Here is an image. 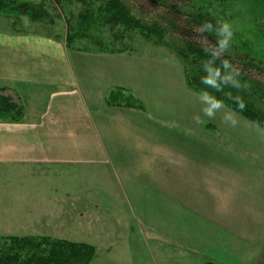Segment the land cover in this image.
<instances>
[{"label":"crops","instance_id":"obj_1","mask_svg":"<svg viewBox=\"0 0 264 264\" xmlns=\"http://www.w3.org/2000/svg\"><path fill=\"white\" fill-rule=\"evenodd\" d=\"M37 1L47 9L38 16L31 8L0 13V87L23 108L19 121L0 119V166L12 164L16 178L0 186L29 188L15 198L1 193L0 207L23 203L28 212L38 202L32 188L43 183L33 178L45 166H172L188 177L182 185L197 221L190 246L218 264H264V131L223 106L209 116L210 101L188 89L177 57L159 46L69 47L61 12ZM117 87L142 107L107 106ZM68 198H46L56 209L47 220L67 219Z\"/></svg>","mask_w":264,"mask_h":264},{"label":"rangeland","instance_id":"obj_2","mask_svg":"<svg viewBox=\"0 0 264 264\" xmlns=\"http://www.w3.org/2000/svg\"><path fill=\"white\" fill-rule=\"evenodd\" d=\"M32 1L30 10L34 16L47 10L38 1ZM192 2L202 9L201 13L211 21L215 31L223 38L224 34L218 21H228L232 24L234 35L229 43L264 59V0H192ZM133 4L137 8L146 7L151 11L150 16L157 11V7L148 3V0H133ZM78 8L79 5L69 6L65 12L66 14L74 12ZM89 10L92 14L94 12V15L89 17L88 22L93 21V18L100 20L104 13H101L96 4L89 5ZM89 27L88 31L99 34L100 41L106 43L109 48L119 47L123 39L126 43L131 41L136 49L143 45L155 46L150 40L138 34L113 41L106 28L98 25ZM127 34L129 33L126 32V36ZM83 41L79 40L75 45L83 50H90L92 45L85 43L82 45ZM159 48L163 53L174 54L180 62L179 65H182L176 53L164 46ZM257 77L264 81V75ZM2 93L7 95L5 89ZM11 98L21 104L12 96ZM223 107L229 114L240 115ZM4 122L13 121L6 119ZM255 125L264 131L262 127ZM219 159H216L217 163L220 162ZM11 166L12 164L0 166V180L8 183L15 181V173L11 171ZM59 167L45 166L43 171L36 172L33 180H43L44 184L34 185L32 188L37 192L35 200L38 201L26 203L30 205L32 212H29L30 207L27 212L23 203L6 202L3 209L0 207V223L4 226L13 221L9 224L10 228L1 230L4 232L0 233V236H27L23 234L39 233L85 242L92 245L95 251L88 264H204L209 261V258L203 255L205 253L196 251L193 244L190 246L188 241L189 233L197 222L188 214V187L182 185L188 177L178 176V172L174 171L172 166H104L93 163L89 166L83 164L63 166L61 169ZM35 169L39 170L40 167L36 166ZM18 172L20 177L17 178L27 180L25 172L21 170ZM158 178L159 181L156 180ZM47 182L50 183L46 185ZM171 186L175 187L173 188L175 193ZM28 189L26 186L20 188L11 185L0 186V194L15 198L17 190ZM63 191L69 192L67 219L47 220L46 216L55 214L56 209L54 204L46 201V198L57 196ZM8 206L12 212L6 211ZM41 216L44 217L41 219ZM25 224L27 228H23ZM6 229H9V232H6ZM13 229L14 231H11Z\"/></svg>","mask_w":264,"mask_h":264},{"label":"trees","instance_id":"obj_3","mask_svg":"<svg viewBox=\"0 0 264 264\" xmlns=\"http://www.w3.org/2000/svg\"><path fill=\"white\" fill-rule=\"evenodd\" d=\"M48 1L65 19L69 47L81 49L75 43L84 40L82 45H92L94 47L91 48L99 51H122L133 48L131 41L126 43L123 38L138 34L150 40L152 45L164 46L176 53L182 61L188 89L201 95L207 92L222 100L223 106L264 129V81L257 77L264 75V59L231 43L221 50L219 41L223 36L213 26L211 30H198L208 19L192 0H148V3L157 7L152 16L146 7H135L133 0ZM32 4L30 0H0V13H26ZM93 4L98 5L101 13L104 12L100 20L92 19L97 24L88 22L89 17L94 15L89 10V5ZM73 5H79V8L66 14V7ZM97 25L106 28L113 41L123 39L119 47H107L106 43L100 41L99 34L88 31V26ZM126 32L129 33L127 36ZM225 59L229 61L228 68L223 67L222 61ZM206 65L213 69L218 67L220 70L215 85L202 80V77L211 74ZM225 76H231V79L226 80L223 78ZM237 81L239 87L234 83ZM245 81L248 83L247 88L244 87ZM3 90L0 87V119L20 120L23 114L22 105L13 101L11 96L3 94ZM240 100L244 102L243 109L239 107ZM105 102L108 106L142 107L141 102L122 87L112 89ZM94 252V247L88 243L45 235L0 236V264H88ZM204 264L218 263L207 261Z\"/></svg>","mask_w":264,"mask_h":264},{"label":"clouds","instance_id":"obj_4","mask_svg":"<svg viewBox=\"0 0 264 264\" xmlns=\"http://www.w3.org/2000/svg\"><path fill=\"white\" fill-rule=\"evenodd\" d=\"M218 23L221 25V32L224 34V38L219 41V48L222 50L228 46L229 40L233 39L234 31H233V26L230 22L218 21ZM205 29H208V30L212 29L211 21H204L200 25L198 30L200 32H203ZM222 64H223L224 68L230 67L229 61L227 59L223 60ZM206 66H208V65H206ZM208 70L211 74L207 77H202V80L204 83H210V84L215 85L216 84V77L218 75H220V70L218 67L213 69L210 66H208ZM236 71H237V73H239V69H237ZM223 78L227 80V79H231V76H225ZM234 83H236V85L239 87L238 81L234 82ZM244 87L245 88L248 87L247 81L244 82ZM202 95H203L204 99H207L210 101L209 106L207 108H205L204 111L209 116H211L214 109L220 108L222 106L223 101L210 96L207 92L202 93ZM237 99H239V98H237ZM239 107L241 109L244 108V102L242 100L239 101ZM232 124H233V126H235L237 124V121L235 119H233Z\"/></svg>","mask_w":264,"mask_h":264}]
</instances>
